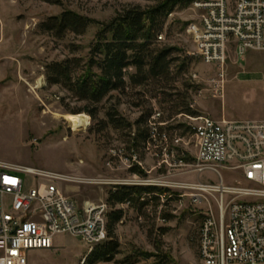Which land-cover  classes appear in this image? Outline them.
Returning a JSON list of instances; mask_svg holds the SVG:
<instances>
[{
  "label": "rangeland",
  "instance_id": "374dc122",
  "mask_svg": "<svg viewBox=\"0 0 264 264\" xmlns=\"http://www.w3.org/2000/svg\"><path fill=\"white\" fill-rule=\"evenodd\" d=\"M159 1L64 0L62 5H54L43 0H0V160L78 179L59 181L57 185L76 204H106L107 194L114 186L134 179L125 161L132 150L145 167L141 169L143 173L135 175L141 179L158 176L153 158L135 148L131 140L137 129L143 128L142 121H138L151 111L160 110L164 119L180 114L168 99L176 102L184 98L196 115L233 120L258 117L264 103L263 53L249 49L239 59L235 51H228L222 93L213 95L210 81L217 78V69L187 55L193 51L185 32L191 17L187 5L173 8L160 33L161 44L180 50L176 53L179 61L170 65L171 78L160 82L150 79L142 86L128 84L123 92H111L97 105L96 117L92 119L81 112L88 119L73 130L64 116L81 114L77 110L89 104L61 86L49 84L45 65L73 57L84 63L98 27L93 24L82 35L67 33L56 38L44 32L40 24L65 9L107 22L126 8H147ZM184 56L190 58L187 69L178 73L177 66ZM133 72L132 67L127 69L128 74ZM191 74L197 78L193 79ZM126 82L129 83L127 76ZM112 108L122 120L118 127L107 121L106 113ZM183 124V117L171 121L178 133L185 132ZM188 150L193 151L191 145ZM118 151L121 157L113 153ZM223 175L229 179L228 174ZM197 177L193 174L185 178ZM206 177L209 176L202 174L198 179ZM179 193L183 195L180 200L175 196L176 200L163 202L159 197L141 212L117 204L115 208L123 210L121 220L112 230L119 244L118 252L111 261L95 264H199V218L185 192ZM110 210L107 206V212ZM89 252L78 238L60 234L54 237L52 248L30 251L29 264H87Z\"/></svg>",
  "mask_w": 264,
  "mask_h": 264
},
{
  "label": "built area",
  "instance_id": "2783aa9c",
  "mask_svg": "<svg viewBox=\"0 0 264 264\" xmlns=\"http://www.w3.org/2000/svg\"><path fill=\"white\" fill-rule=\"evenodd\" d=\"M188 10L185 32L193 51L187 55L217 69L213 95L222 93L228 51L242 59L246 50H258L264 59V0H193ZM175 117L184 118V133L171 126ZM175 117L151 111L138 148L153 158L158 176L141 179L131 172L134 179L124 184L164 189L163 202L185 192L199 218V264H264V103L254 119ZM125 161L129 170H145L133 150ZM193 174L197 179L185 178ZM202 174L209 177L198 179ZM72 180L78 179L0 160V264H29L30 251L52 248L60 234L78 238L88 250L107 239V205L76 204L57 185Z\"/></svg>",
  "mask_w": 264,
  "mask_h": 264
},
{
  "label": "trees",
  "instance_id": "16d2710c",
  "mask_svg": "<svg viewBox=\"0 0 264 264\" xmlns=\"http://www.w3.org/2000/svg\"><path fill=\"white\" fill-rule=\"evenodd\" d=\"M46 3L62 5L64 0H43ZM193 0H161L157 4L140 8L133 6L118 12L107 22L93 20L71 9L51 16L40 24L44 32L61 38L64 34L82 35L90 25H96L97 31L89 45L86 60L81 58H65L45 65V77L49 84L59 85L76 99L89 105L77 110L86 113L92 119L96 117L97 105L111 92H123L128 84L142 86L150 79L157 82L169 80L170 65L179 61L176 53L180 50L174 46L161 44L157 36L163 30L167 15L176 6H187ZM189 56H184L178 67V73L187 69ZM83 63V64H82ZM133 73H127L128 68ZM126 76L129 83L126 82ZM170 98V96H169ZM177 107L178 113L196 115L184 98L168 99ZM81 113V114H83ZM151 113V112H150ZM150 113L142 121L143 128L137 129L132 138V145L137 148L145 139L147 130L145 123ZM71 114V113H69ZM110 125L118 127L122 124L115 109L106 113ZM132 173H143L139 167H131ZM165 190L153 186H134L121 184L114 186L107 194L106 205L111 208L107 212V239L95 245L85 258L87 264L111 261L118 252L119 244L112 236L114 225L121 220L123 210L117 204H125L138 212L152 202L159 200V194Z\"/></svg>",
  "mask_w": 264,
  "mask_h": 264
},
{
  "label": "bare ground",
  "instance_id": "6f19581e",
  "mask_svg": "<svg viewBox=\"0 0 264 264\" xmlns=\"http://www.w3.org/2000/svg\"><path fill=\"white\" fill-rule=\"evenodd\" d=\"M64 117L70 123L73 130L77 129L88 119L84 114H67Z\"/></svg>",
  "mask_w": 264,
  "mask_h": 264
},
{
  "label": "crops",
  "instance_id": "0c3cea01",
  "mask_svg": "<svg viewBox=\"0 0 264 264\" xmlns=\"http://www.w3.org/2000/svg\"><path fill=\"white\" fill-rule=\"evenodd\" d=\"M212 117V116H211ZM213 118H216V119H218V118H221V117H213Z\"/></svg>",
  "mask_w": 264,
  "mask_h": 264
}]
</instances>
